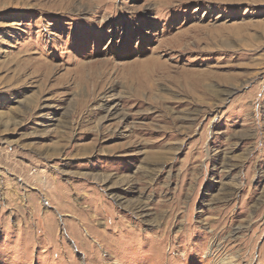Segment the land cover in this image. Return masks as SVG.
Here are the masks:
<instances>
[{"label":"rangeland","instance_id":"obj_1","mask_svg":"<svg viewBox=\"0 0 264 264\" xmlns=\"http://www.w3.org/2000/svg\"><path fill=\"white\" fill-rule=\"evenodd\" d=\"M0 264H264V0H0Z\"/></svg>","mask_w":264,"mask_h":264},{"label":"bare ground","instance_id":"obj_2","mask_svg":"<svg viewBox=\"0 0 264 264\" xmlns=\"http://www.w3.org/2000/svg\"><path fill=\"white\" fill-rule=\"evenodd\" d=\"M253 25H254V24H253ZM254 26H255V25H254ZM195 27H196V26H195ZM214 27H215V26H214ZM206 28H207V27H206ZM217 28H218V27H217ZM217 28H216V29H217ZM247 28H248V27H247ZM200 29H201V28H200ZM209 29H211V28H209ZM202 30H203V29H202ZM210 31H212V30H210ZM196 32H197V31H196ZM205 32H206V29H205ZM215 32H217V31H215ZM212 33H213V32H212ZM217 33H218V32H217ZM217 33H216V34H217ZM198 34H199V33H198ZM206 34H207V33H206ZM215 36H216V35H215ZM183 46H184V45H183Z\"/></svg>","mask_w":264,"mask_h":264}]
</instances>
